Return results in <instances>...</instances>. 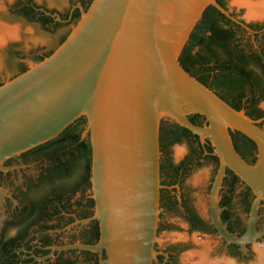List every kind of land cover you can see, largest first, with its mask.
<instances>
[{"label":"water","instance_id":"obj_1","mask_svg":"<svg viewBox=\"0 0 264 264\" xmlns=\"http://www.w3.org/2000/svg\"><path fill=\"white\" fill-rule=\"evenodd\" d=\"M210 5L256 33L217 0H93L50 56L0 85V167L86 118L101 226L99 243L87 248L106 249L108 264H154L159 253L162 119L211 140L220 160L210 194L213 222L228 242L244 245L251 237L227 231L218 199L229 168L254 191V207L264 201V129L180 62ZM0 21L15 27L1 14ZM191 114L203 115L206 125L193 123ZM230 130L257 144L255 164L238 152Z\"/></svg>","mask_w":264,"mask_h":264},{"label":"flooded vegetation","instance_id":"obj_2","mask_svg":"<svg viewBox=\"0 0 264 264\" xmlns=\"http://www.w3.org/2000/svg\"><path fill=\"white\" fill-rule=\"evenodd\" d=\"M68 1L64 12L51 10L34 1L38 13L36 20L41 15L52 18L53 22L46 25L52 29L69 27L72 23L75 25L81 18L82 8L87 10L91 0ZM16 4L9 8L10 14H16ZM0 14L2 20L13 23L8 17H3L2 11ZM25 19L42 25L39 20ZM256 24L263 28L253 29L256 31L254 36L248 32L247 35L264 65V21ZM258 71L256 101L258 108L264 111V71ZM0 81L4 82L1 78ZM197 121L199 124L196 125H206V118ZM257 124L264 129V116ZM83 137L88 135L84 132ZM186 140L190 151L180 162L172 156L171 147L174 144L162 155L161 165L164 168L161 180L169 187L161 189L164 199L160 204L162 212L158 238L162 231L170 227L165 216L175 214L188 226L187 241L185 244L182 238H176V242H170V238L163 239L161 246L156 243L159 253L154 264H264L258 257V253L264 256V201L259 203L257 218L253 219L254 191L238 175L226 169L218 201L220 219L227 231L237 238H243L248 233L251 236L244 245L228 242L213 222L209 200L206 214L200 213L185 186L186 177L193 168L207 164L213 167L214 172L209 181L210 191L220 160L214 158L215 153L200 137L192 134ZM248 143L252 158L244 159L255 164L259 149L253 140ZM77 155L79 151L61 148L60 143L53 140L13 155L2 163L0 264H108L106 249L87 248L99 243L101 226L100 220L95 217L96 200L91 174L86 172L81 163L83 161L79 159L76 164ZM203 244L209 248L205 252ZM186 247L191 253L183 260Z\"/></svg>","mask_w":264,"mask_h":264},{"label":"trees","instance_id":"obj_3","mask_svg":"<svg viewBox=\"0 0 264 264\" xmlns=\"http://www.w3.org/2000/svg\"><path fill=\"white\" fill-rule=\"evenodd\" d=\"M217 1L228 8L227 0ZM33 2V0H17L16 14L31 21L39 20L43 27L47 28L46 25L51 24L53 19L41 15L36 20L38 13ZM249 26L255 30L263 28L262 25L256 23H249ZM70 31L63 34L56 41L55 48L43 54H35V61L39 62L50 56L67 38ZM247 32L242 26L227 18L215 6L210 5L204 12L202 19L197 24L188 44L184 48L180 62L189 73L215 91L223 100L237 110H244L249 117L258 123L259 119L264 116V111L258 108L256 101L257 91L255 88L257 78L260 77L258 69L264 71V65L259 58L260 56L255 54ZM28 68L24 63L12 65L11 78L25 72ZM3 83L0 81V85ZM189 118L196 124H199L197 119H205L200 114H191ZM86 129L87 120L85 117H81L65 128L53 140L59 142L61 148L74 152L79 151V155L76 156V164L79 159L83 161L81 163L86 167V172H90L92 178V145L89 134L87 138L83 137ZM230 132L238 152L243 158L251 159L252 150L248 142H252V140L239 131L230 130ZM192 134L198 136L188 128L174 121L162 119L160 126L161 161L162 155L168 152L171 145L182 143ZM205 142H207L210 151L215 153L211 140L207 138ZM217 157L215 153L214 158L218 159ZM163 168L164 166L161 165V171ZM229 172L233 171L229 169ZM164 186L163 188L169 187L167 185ZM162 199H164V194L161 191V201Z\"/></svg>","mask_w":264,"mask_h":264},{"label":"rangeland","instance_id":"obj_4","mask_svg":"<svg viewBox=\"0 0 264 264\" xmlns=\"http://www.w3.org/2000/svg\"><path fill=\"white\" fill-rule=\"evenodd\" d=\"M34 1L40 5L48 7L51 10H58L59 12H64L69 3L68 0ZM249 1L251 4H258L261 0ZM16 2L17 0H0V11H2L3 17H8V19L13 22L11 25L15 26L18 31V34L14 39L9 40L6 44L0 47V78L4 81L12 77V65L24 63L30 67L36 62L35 54H42L55 48L56 41H58L63 34L67 33L75 26L74 23H72L69 27H59L56 29L44 28L41 24L27 21L24 17L19 16L18 14H10L9 8ZM227 7L235 16L242 20H246L250 23L264 21V16L259 18L251 17L248 13V8L244 5L238 4L236 0H227ZM262 106L264 107V103ZM178 150L182 151L181 154H178ZM189 151L190 146L188 140H184L182 143H176L171 147L172 156L176 162H180L183 158H185L189 154ZM218 171L215 174L210 191L209 181L214 173L211 165L204 164L203 166H196L186 177L185 186L189 189L188 194L191 197L193 205L202 214H206L207 212V201L209 200L210 202V194L218 175ZM177 189L180 190V187L177 186ZM178 198L181 201L182 198L180 194L178 195ZM258 207L259 206L253 208L251 214L253 219L257 218ZM165 221L170 224L168 230L171 231H162L160 237L157 239V243L161 246L163 239L171 238L170 242H176V238H182L183 243L186 244L188 232L187 224L177 218L175 214L166 215ZM194 237H196V235H194ZM204 245L205 244H203V246ZM188 248L189 247H186L184 249L185 251L182 254L183 260H185V257L191 253L190 250H187ZM258 257L260 261H264L262 253H258Z\"/></svg>","mask_w":264,"mask_h":264},{"label":"bare ground","instance_id":"obj_5","mask_svg":"<svg viewBox=\"0 0 264 264\" xmlns=\"http://www.w3.org/2000/svg\"><path fill=\"white\" fill-rule=\"evenodd\" d=\"M236 1L238 4L244 5L248 8V13L251 17L259 18V17L264 16V0H261L258 4H251L249 0H236ZM17 34H18V31L16 30V27L7 26L5 24H2V22L0 21V43L5 42L12 38L14 39V37H16ZM177 152L178 154H181L182 151L178 150ZM203 249L205 252L209 248L207 245H204Z\"/></svg>","mask_w":264,"mask_h":264}]
</instances>
